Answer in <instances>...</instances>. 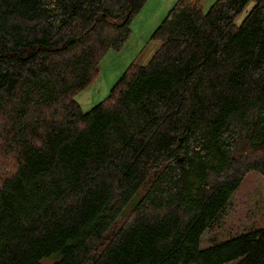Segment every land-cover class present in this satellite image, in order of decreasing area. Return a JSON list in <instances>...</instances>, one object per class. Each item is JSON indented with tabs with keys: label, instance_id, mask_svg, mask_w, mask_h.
I'll return each mask as SVG.
<instances>
[{
	"label": "trees",
	"instance_id": "trees-1",
	"mask_svg": "<svg viewBox=\"0 0 264 264\" xmlns=\"http://www.w3.org/2000/svg\"><path fill=\"white\" fill-rule=\"evenodd\" d=\"M201 2L84 112L147 0H0V264H264V228L199 247L264 175V0Z\"/></svg>",
	"mask_w": 264,
	"mask_h": 264
},
{
	"label": "rangeland",
	"instance_id": "rangeland-1",
	"mask_svg": "<svg viewBox=\"0 0 264 264\" xmlns=\"http://www.w3.org/2000/svg\"><path fill=\"white\" fill-rule=\"evenodd\" d=\"M216 0H202L204 11ZM178 0H147V3L130 26L131 38L122 51L109 50L100 63V76L96 83L76 94L75 99L84 112L104 101L122 74L131 66L146 65L159 47L158 42L151 40L158 26L164 21L168 12ZM241 16L244 19L251 7ZM220 212L215 222L203 233L201 249H207L218 243H225L233 238L255 229L264 228V175L252 171L243 179L236 193ZM142 195L133 197L127 209L134 207ZM46 260L44 264H50ZM229 264H238V261Z\"/></svg>",
	"mask_w": 264,
	"mask_h": 264
}]
</instances>
